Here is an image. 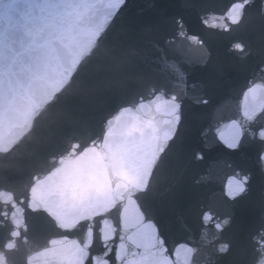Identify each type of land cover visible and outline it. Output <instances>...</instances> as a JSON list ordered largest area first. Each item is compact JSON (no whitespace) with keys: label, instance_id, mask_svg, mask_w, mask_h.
Returning a JSON list of instances; mask_svg holds the SVG:
<instances>
[{"label":"snow or ice","instance_id":"1","mask_svg":"<svg viewBox=\"0 0 264 264\" xmlns=\"http://www.w3.org/2000/svg\"><path fill=\"white\" fill-rule=\"evenodd\" d=\"M125 3L0 0V264H197L201 246L213 247L212 264H220L233 251L231 242L215 244L231 217L218 215L210 198L200 208L199 242L186 239L170 248L152 217L154 190L162 186L182 119L178 92L152 84L148 95L117 105L98 127L69 132L77 101L126 87L133 71L148 67H141L135 44L108 39ZM254 4L228 0L223 11L202 13L200 23L229 33L245 23ZM259 15L264 17V0ZM176 24L188 49H171V60L159 50L179 72L176 57L190 65L184 58L191 45L204 55L207 45L186 34L183 17ZM233 48L245 52L241 42ZM179 80L186 93L187 73L179 72ZM214 135L228 150L253 145L264 169V82L250 83L235 116L217 124ZM194 156L204 159L202 151ZM12 168L25 178L19 194ZM250 180L243 168L234 169L221 189L225 203L246 195ZM248 245L246 264H264V218Z\"/></svg>","mask_w":264,"mask_h":264},{"label":"water","instance_id":"2","mask_svg":"<svg viewBox=\"0 0 264 264\" xmlns=\"http://www.w3.org/2000/svg\"><path fill=\"white\" fill-rule=\"evenodd\" d=\"M260 7L261 0H255L245 23L230 32L236 112L250 83L264 82V72L260 70L264 65V17L259 15ZM236 42L245 45L244 53L234 50ZM240 149L243 169L251 175L246 198L252 233L264 218V169L256 161L253 145L245 143Z\"/></svg>","mask_w":264,"mask_h":264}]
</instances>
